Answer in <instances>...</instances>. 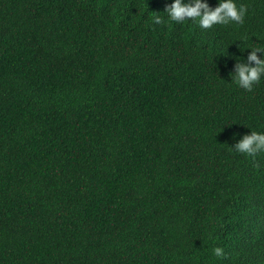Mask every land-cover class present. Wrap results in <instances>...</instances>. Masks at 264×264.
<instances>
[{"label": "trees", "instance_id": "16d2710c", "mask_svg": "<svg viewBox=\"0 0 264 264\" xmlns=\"http://www.w3.org/2000/svg\"><path fill=\"white\" fill-rule=\"evenodd\" d=\"M170 2L0 0V264H264V151L229 147L264 131V76L231 82L264 0Z\"/></svg>", "mask_w": 264, "mask_h": 264}, {"label": "clouds", "instance_id": "9594fccd", "mask_svg": "<svg viewBox=\"0 0 264 264\" xmlns=\"http://www.w3.org/2000/svg\"><path fill=\"white\" fill-rule=\"evenodd\" d=\"M168 21L181 22L192 20L201 29L211 28L213 25H227L229 23L242 24L247 12V7L237 0H216L215 6H210L208 0H171L166 3L164 10ZM151 22L160 24L163 18L160 15L151 17ZM247 62L237 60L231 71V82L245 91H250L253 85L264 76V47L247 48ZM257 53H261L260 56ZM250 129V128H249ZM236 134L233 133V136ZM237 153L255 156L264 151V131L251 130L245 133L233 145L229 146ZM211 252L214 257L221 258L225 255L220 246H213Z\"/></svg>", "mask_w": 264, "mask_h": 264}]
</instances>
